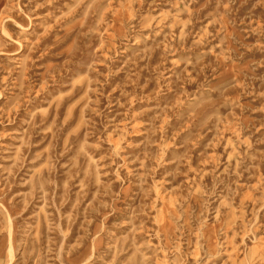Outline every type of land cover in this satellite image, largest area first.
I'll return each mask as SVG.
<instances>
[{
    "label": "rangeland",
    "instance_id": "1",
    "mask_svg": "<svg viewBox=\"0 0 264 264\" xmlns=\"http://www.w3.org/2000/svg\"><path fill=\"white\" fill-rule=\"evenodd\" d=\"M0 264H264V0H0Z\"/></svg>",
    "mask_w": 264,
    "mask_h": 264
},
{
    "label": "bare ground",
    "instance_id": "2",
    "mask_svg": "<svg viewBox=\"0 0 264 264\" xmlns=\"http://www.w3.org/2000/svg\"><path fill=\"white\" fill-rule=\"evenodd\" d=\"M15 241H14V225L12 221H9V230L7 232V237L5 239V243L1 247V252L7 255V258L9 261H12L14 257V252H15Z\"/></svg>",
    "mask_w": 264,
    "mask_h": 264
}]
</instances>
